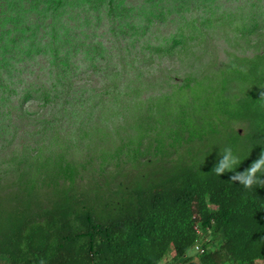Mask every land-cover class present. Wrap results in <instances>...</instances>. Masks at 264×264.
<instances>
[{"label":"rangeland","instance_id":"obj_1","mask_svg":"<svg viewBox=\"0 0 264 264\" xmlns=\"http://www.w3.org/2000/svg\"><path fill=\"white\" fill-rule=\"evenodd\" d=\"M102 1L0 0L4 196L27 178L43 189L60 190L67 202L96 204L91 190L77 202L80 194L69 184L41 183L43 153L56 159L64 154L98 171L103 164L111 170L119 150L120 156L139 150L140 159H151L145 170L157 175L163 170L155 153L164 152L168 160L171 147H186L189 138L200 145L207 122L220 125L207 136L217 145L199 149L189 165L212 166L209 151L221 160L229 142L224 127L245 133V116L235 112L228 118L221 100H237L247 90L244 82L227 81V72L264 54V0H113L121 8L115 23ZM253 18L256 25L249 21ZM55 49L70 60L55 56ZM205 87L213 113L200 124L191 108L183 107L194 106L196 94L206 96ZM147 111L150 120L138 117ZM121 140L127 144L120 146ZM129 163L134 161L122 157V168ZM164 262L179 264L172 247Z\"/></svg>","mask_w":264,"mask_h":264},{"label":"trees","instance_id":"obj_2","mask_svg":"<svg viewBox=\"0 0 264 264\" xmlns=\"http://www.w3.org/2000/svg\"><path fill=\"white\" fill-rule=\"evenodd\" d=\"M102 4L107 8V17L114 23L118 21L121 8L113 0H104ZM249 21L256 25L258 20ZM54 52L55 56L70 60L67 53L60 55L58 49ZM245 63L247 69L232 67L231 72H227V81L244 82L247 90L237 100L224 97L221 104L228 118L232 119L235 112L245 116L247 133L241 135L224 127L229 142L220 161L217 162V157L209 151V157L215 159L212 166L203 163L204 167L200 168L188 164L199 149L210 144L212 147L208 148L212 150L217 145L207 136L213 137L220 125L209 122L200 145L193 146L189 138L187 150L184 145L171 147L174 151L166 153L170 157L168 160H164V152L159 154L158 150L155 153L154 160L161 163L163 170L157 175L145 170L151 159H140L139 150L123 156L119 155V150L115 157L118 162L112 169L103 164L98 171L84 161L75 164L72 159L66 160L64 154L56 159L50 153H43L41 158L47 160L40 173L44 176L41 183H53L50 186L54 187L69 184L80 194L77 202H83L82 195L91 190L96 204L67 202L60 190L43 189L27 178L17 181L5 196L0 191V235L4 236L0 264H82L86 253L89 256V245L96 241L101 243H92V248L97 245L105 251L131 252L137 264H157L173 246L178 260L190 264L186 252L195 241L194 212L200 214L205 229L217 215L210 214L208 201L220 206L217 219L224 226L225 248L231 247L232 236L238 228L233 215H238L252 202L251 211L257 213L259 200L264 201V124L261 129L252 131L253 122L264 120V54L255 55ZM220 84L216 88L219 89ZM205 92L206 96L196 94L194 106L186 102L183 107L191 108L194 119L200 124L201 121L205 123L210 112L213 113L208 103L209 87L204 88L202 93ZM199 110L202 112L200 119L196 118ZM138 117L150 120L151 115L147 111ZM149 125L150 122L145 131ZM158 141L162 140L158 138ZM126 144L121 140L120 146ZM173 154L176 158L171 157ZM122 157L126 163H134L122 168ZM225 178L228 187L221 189ZM83 181L85 183L80 187ZM81 208L82 212L78 213ZM260 225L264 235V222ZM217 264L228 262L221 254Z\"/></svg>","mask_w":264,"mask_h":264},{"label":"clouds","instance_id":"obj_3","mask_svg":"<svg viewBox=\"0 0 264 264\" xmlns=\"http://www.w3.org/2000/svg\"><path fill=\"white\" fill-rule=\"evenodd\" d=\"M234 103L235 101L232 102V105ZM242 122H244L246 126L245 120ZM253 124L255 126L252 131L255 132L262 128L264 120L255 121ZM245 132L247 133V127ZM262 135L264 136V130L262 131ZM227 187L228 180L225 178L221 185V189H226ZM252 206L253 202L245 205L239 211L238 215H233L237 220L236 223L238 228L232 236V246L228 248H225L226 241L223 235L224 226L220 225V222L217 219L220 206L215 202L208 201L210 214L217 215L210 220V225L206 229L202 226V218L200 214L195 211L193 214L195 241L188 250L186 249V256L189 257V263L217 264L219 257L222 254L227 259L228 264H255L257 262L258 264H264V235H262V230L260 228V224L264 222V201L259 200L257 213L251 211ZM195 207L196 204L193 205V209H195ZM213 207H215V210L212 209ZM82 210L83 208H81L78 213L82 212ZM259 213H261V215H259ZM212 239L215 243L212 242ZM96 242L98 244L101 243L100 241ZM96 242H91L89 245L87 250L89 256L86 253L85 258L81 261L82 264H137L131 252L124 253L121 252V250L105 251L100 249L97 245L92 248V243ZM2 245H4V243L0 240V247ZM206 245H213V248H208ZM172 250L175 252L176 261L179 264H186L178 260L177 252L173 246ZM168 253L169 250L157 264H165L164 260ZM76 255L77 254H75V256ZM194 256L199 257V263L193 260Z\"/></svg>","mask_w":264,"mask_h":264}]
</instances>
